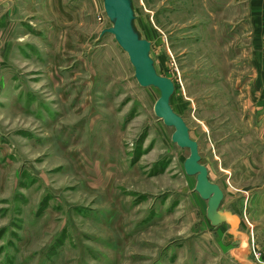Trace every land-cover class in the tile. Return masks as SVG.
I'll list each match as a JSON object with an SVG mask.
<instances>
[{"label":"rangeland","instance_id":"1","mask_svg":"<svg viewBox=\"0 0 264 264\" xmlns=\"http://www.w3.org/2000/svg\"><path fill=\"white\" fill-rule=\"evenodd\" d=\"M133 3L232 220L103 0H0V264H264V0Z\"/></svg>","mask_w":264,"mask_h":264},{"label":"water","instance_id":"2","mask_svg":"<svg viewBox=\"0 0 264 264\" xmlns=\"http://www.w3.org/2000/svg\"><path fill=\"white\" fill-rule=\"evenodd\" d=\"M103 3L112 26L103 29L101 36L106 33L115 36L118 44L128 54L135 68V77L141 86H154L160 90V97L155 103V113L166 125L175 128L173 142L182 148L190 149V156L184 164L185 170L187 174L196 176V191L207 200V217L212 226L221 227L232 220L233 213L222 208L224 190L210 180L208 168L200 163L198 143L191 138L184 118L171 106L175 84L171 78L158 73L151 56L152 44L141 35L135 24L133 0H103Z\"/></svg>","mask_w":264,"mask_h":264}]
</instances>
